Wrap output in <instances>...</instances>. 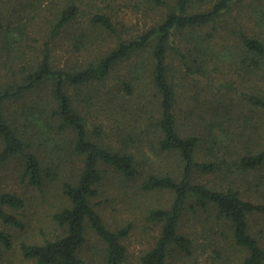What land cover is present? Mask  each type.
Wrapping results in <instances>:
<instances>
[{
	"label": "trees",
	"instance_id": "obj_1",
	"mask_svg": "<svg viewBox=\"0 0 264 264\" xmlns=\"http://www.w3.org/2000/svg\"><path fill=\"white\" fill-rule=\"evenodd\" d=\"M10 1L0 0V184L2 169L13 160L21 168L22 179L44 186L48 171L39 148L49 143L55 145L60 157L65 158V153L81 161L63 182L67 205L53 215L60 235L42 242H22V256L31 264H85L83 250L91 231L103 242L104 264H127L124 240L131 226L111 229L97 209L98 187L104 172L111 169L128 179L142 175L140 189L146 193L172 194L168 206L149 211L147 221L157 226L159 235L142 255V264H177L173 260L176 253L189 255L194 248L196 231L186 229V216L210 213L227 225L233 248L230 258H238L237 264H264V247L249 222L253 215H264V201L247 199V186H241L238 178L225 187L195 179L198 174L218 172L225 177L263 169L264 133L259 131L245 150H234L231 143L233 135H239L238 128L220 103L195 102L185 110L184 122L181 114V94L192 85H202L203 91L212 92L219 102L228 100L226 93L232 94L236 98L231 99L264 113V95L222 80L220 72L214 74L218 68L210 66L206 47L214 31L219 27L226 30L236 22V16L222 18L238 10L245 0H146L167 13L129 38H123L109 9L112 6L99 5L100 0H17L18 5H10ZM257 1L264 4V0ZM235 31L241 48L234 61H238L240 75H251L264 62V34H249L242 23ZM65 32L72 52L91 55L86 62L59 66L54 47ZM105 35L117 42L99 55L91 53L95 44L87 41ZM142 54L148 56V66H142L156 93L155 144L160 153L178 158L179 178L156 173L154 168L145 171L132 152L95 141L101 130L91 128L86 107L84 110L76 102L75 95L108 83L120 65ZM119 78L125 94L133 96L136 84L125 76ZM227 134L229 138H221ZM24 206L20 194L0 185V256L3 246L12 244L3 225L21 227L13 211Z\"/></svg>",
	"mask_w": 264,
	"mask_h": 264
},
{
	"label": "rangeland",
	"instance_id": "obj_2",
	"mask_svg": "<svg viewBox=\"0 0 264 264\" xmlns=\"http://www.w3.org/2000/svg\"><path fill=\"white\" fill-rule=\"evenodd\" d=\"M145 1L111 0L106 3V0H100L99 5L112 6L109 9L112 10L118 27L122 30L123 38H129L141 34L167 13L165 8L152 7ZM9 3L20 4L17 0H11ZM235 16L236 22L226 30L219 27L214 31V38L206 44L211 58L210 66L218 68L214 74L220 72L222 80L234 81L235 85L242 89L264 95V62L260 70L243 76L240 75L241 71L237 67L238 61H234L241 48L235 30L241 26V23L249 34H258L257 36L264 34V4L258 3L257 0H245L238 10L234 9L233 13L226 14L222 19ZM66 36L68 35L65 32L58 38L54 47L59 66L86 62L85 59L91 55L86 56L87 52H72ZM92 39L93 41L88 40L87 44L91 46L95 44L91 53L97 55L107 51L117 42L115 38H108L107 35L101 36L99 40L95 37ZM83 54L84 57H81L80 55ZM28 56L31 57L33 54L29 53ZM147 59V54H142L138 58L134 57L124 62L120 65L118 74L108 83L95 85L94 88L75 95L76 102H80L84 110L86 107L91 128L101 130L99 136H95V141L123 152H132L137 157L140 168L145 171L154 168L156 173H169L179 178L181 166L178 158L171 154L160 153L155 144L157 134L156 128L153 127L156 122L153 118H156L154 114L158 112L157 100L148 78V71L142 66L143 64L148 66ZM121 76L136 84V93L133 96L125 94L120 84ZM201 86L186 87L188 90L181 94L182 122L186 120L185 110L188 111L189 106L192 107L197 102L201 104L207 101L215 104L218 102L227 108L230 112L228 116L234 120L238 128L239 135H233L234 141L230 142L231 149L245 150L244 147L256 139L259 131L264 133V113L231 99L236 97L229 93H226L228 100L223 98L224 101L219 102L212 92L203 91ZM221 138H229V134ZM49 144L39 148L41 161L48 171L44 186L36 187L29 184L26 179H22L21 168L17 161L12 160L2 169L0 185L6 191L14 190L20 194L25 200V206L21 210L13 211L21 220V227L3 225V228L11 234L12 244L9 248L3 246L0 264H31L22 256L21 243L42 242L45 239L55 238L61 233V228L53 220V215L67 205L63 182L72 175L76 167L81 166V161L75 157H67L65 153V158L60 157V153L54 148L55 145ZM202 150L207 152L206 149ZM216 173L198 174L195 179L209 186L225 187L238 178L241 186H247L244 189L246 191L248 189L245 192L247 199L254 202L264 201V168L246 175L236 173L227 176L225 174L224 177L223 174ZM141 178L142 175L136 179H128L111 169L107 170L98 187L100 195L96 199L97 209L109 228L131 226V232L124 240L128 250L127 264H142V255L152 247L155 238L159 235L157 226L147 221L149 211L168 206L172 200V194L168 191L146 193L141 190ZM184 221L187 230L196 231L193 236L194 248L189 255L176 253L173 257L175 263H238V258L235 261L236 257H229L233 253V248L230 246L231 240L228 239L227 225L221 218L210 213L201 217L187 215ZM249 222L252 233L259 236L260 243L264 247V215H253ZM225 249L228 250L226 253L223 252ZM104 251L103 242L90 231L83 250L85 264H104Z\"/></svg>",
	"mask_w": 264,
	"mask_h": 264
}]
</instances>
